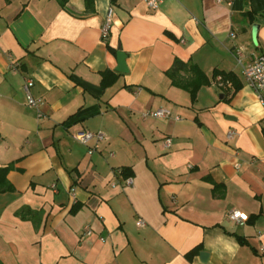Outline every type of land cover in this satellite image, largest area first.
I'll use <instances>...</instances> for the list:
<instances>
[{
  "label": "crops",
  "instance_id": "1",
  "mask_svg": "<svg viewBox=\"0 0 264 264\" xmlns=\"http://www.w3.org/2000/svg\"><path fill=\"white\" fill-rule=\"evenodd\" d=\"M258 57L264 0H0V264H264ZM175 60L208 80L194 99Z\"/></svg>",
  "mask_w": 264,
  "mask_h": 264
},
{
  "label": "built area",
  "instance_id": "2",
  "mask_svg": "<svg viewBox=\"0 0 264 264\" xmlns=\"http://www.w3.org/2000/svg\"><path fill=\"white\" fill-rule=\"evenodd\" d=\"M166 0H143L146 7L151 11H156L160 8V6ZM222 2L229 3L230 0H220ZM111 11L108 13V17L106 20V24L101 31L102 39L105 40L109 34V23H110ZM243 77L246 84L253 90L257 100L259 103L264 106V57H258L254 59V61L249 64L243 70ZM32 81H27L23 86V91L26 96V103L29 108H37L40 105V102L34 100L30 95V89L32 88ZM171 117L170 112L168 110H156V111H148L145 113L144 118L151 119H169ZM177 120V119H176ZM232 134H228V138L231 137ZM105 136L98 133H90V132H81L77 134L76 141L80 144L87 145L89 142H95V146L89 149V153L92 154L97 150L98 145L105 141ZM165 147L169 148L171 145V141L169 139L165 140ZM127 184H131V180L128 179L126 181ZM228 218L235 222L240 223L246 221V218L240 212H231L228 214ZM142 222H138L137 226H141ZM92 232L90 230H85L84 237H90Z\"/></svg>",
  "mask_w": 264,
  "mask_h": 264
},
{
  "label": "trees",
  "instance_id": "3",
  "mask_svg": "<svg viewBox=\"0 0 264 264\" xmlns=\"http://www.w3.org/2000/svg\"><path fill=\"white\" fill-rule=\"evenodd\" d=\"M61 7H64L68 0H57ZM86 7L90 9L92 0H85ZM221 76L224 81H231L234 84L235 90H238L240 86L236 84L234 76L232 74H225L222 72H214V76ZM166 76L171 81L174 87H179L188 91L194 99L197 92L202 86L208 84V80L201 70L195 65H188L179 60H175L172 68L166 73ZM185 81V82H184ZM8 169L0 171V176L3 178ZM124 178H130L132 176L129 169L125 168L121 170ZM195 250L190 255L195 254Z\"/></svg>",
  "mask_w": 264,
  "mask_h": 264
},
{
  "label": "water",
  "instance_id": "4",
  "mask_svg": "<svg viewBox=\"0 0 264 264\" xmlns=\"http://www.w3.org/2000/svg\"><path fill=\"white\" fill-rule=\"evenodd\" d=\"M118 53H117V68H116V72L119 74H126L127 73V69L125 66V55L121 52L120 48L118 47L117 49Z\"/></svg>",
  "mask_w": 264,
  "mask_h": 264
}]
</instances>
